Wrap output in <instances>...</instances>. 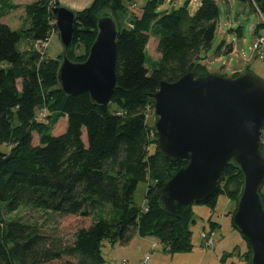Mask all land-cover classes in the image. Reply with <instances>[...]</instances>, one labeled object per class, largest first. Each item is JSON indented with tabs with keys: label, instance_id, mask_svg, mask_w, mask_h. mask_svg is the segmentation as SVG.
Listing matches in <instances>:
<instances>
[{
	"label": "trees",
	"instance_id": "16d2710c",
	"mask_svg": "<svg viewBox=\"0 0 264 264\" xmlns=\"http://www.w3.org/2000/svg\"><path fill=\"white\" fill-rule=\"evenodd\" d=\"M164 1L147 0L140 15L129 13L130 0H93L76 12L68 53L74 61L87 59L103 14L109 12L116 20L120 11L131 16L130 28L118 24L117 87L105 106L95 104L87 92L76 96L63 92L57 78L63 55L49 58L46 49L34 45L19 49L23 41L48 42L53 32L58 33L51 12L58 2L26 4L27 26L13 29L0 22V264H105V242L126 244L136 235L158 239L169 253L192 250V208L175 218L159 202L163 183L186 163L158 152L149 116L161 82H174L187 73H210L201 52L215 39L219 6L216 0H200L191 15L189 1L172 11L161 9ZM241 1L264 16V0ZM20 7L15 0H0V19ZM151 36L158 38L161 56L149 68ZM60 117H66L67 127L54 134ZM2 145L9 150L3 152ZM141 182L148 183L143 207L134 200ZM242 185L239 168L226 165L217 190L202 204L214 210L223 194L236 202ZM261 197L264 204L263 189ZM24 206L98 217L66 241L43 233L36 223L5 217ZM105 207L110 208L108 216ZM215 226L211 222V231ZM235 254L237 247L221 260ZM245 255L248 260L249 249Z\"/></svg>",
	"mask_w": 264,
	"mask_h": 264
},
{
	"label": "water",
	"instance_id": "95a60500",
	"mask_svg": "<svg viewBox=\"0 0 264 264\" xmlns=\"http://www.w3.org/2000/svg\"><path fill=\"white\" fill-rule=\"evenodd\" d=\"M51 12L64 51L58 83L68 96L87 92L100 106L109 104L117 87L119 26L109 12L98 20V33L84 61L68 56L74 41L76 12L53 5ZM157 150L185 162L161 187L159 202L172 217L182 218L194 204L210 198L224 166L239 168L243 185L232 224L250 251L249 264H264V80L253 71L238 77L187 73L163 81L154 94Z\"/></svg>",
	"mask_w": 264,
	"mask_h": 264
},
{
	"label": "rangeland",
	"instance_id": "374dc122",
	"mask_svg": "<svg viewBox=\"0 0 264 264\" xmlns=\"http://www.w3.org/2000/svg\"><path fill=\"white\" fill-rule=\"evenodd\" d=\"M146 1L130 0L129 13L140 15L142 6ZM187 1L190 2L188 7L189 12L191 15H194L200 4V0H165L163 5H161V9L172 11L183 6ZM216 2L219 6L217 32L211 48L201 52V56L203 57L202 63L206 65L208 71L213 73L221 72V74L227 77L233 75L234 70L237 69V65L241 64V73H243L247 70L245 66L250 64V71H253L264 80V58H261L258 51L254 49V43L259 41L261 37H264V26L260 25L264 23V16L255 11L249 3L241 0H216ZM24 4L25 1L11 15L0 19V22L9 23L13 29H17L20 25L21 27L27 26V21H23L24 15H26L23 7L25 6ZM129 13L125 11L117 13V22L122 29L131 27V16ZM35 44L23 41L19 44V49L31 48ZM157 45L158 38L151 36L147 47L149 56L147 66L149 68L152 65L151 63L161 56L157 50ZM229 45L232 46V51L228 49ZM41 49L42 51L46 49V56L49 58L63 55L64 48L59 34L53 32V35L47 42V47H42ZM260 50L264 54V41L261 42ZM78 52H83V49ZM110 107L114 109L116 105L111 103ZM156 120L157 117L152 112L149 116V123L154 125ZM66 127V117H60L54 126L53 132L54 134H60L65 131ZM84 139L86 140L85 134ZM34 144H38L37 134H34ZM1 150L7 152L9 148L6 145H2ZM147 187L148 183L141 182L136 190L134 200L140 207H143L146 203L145 194ZM109 209V207H105L104 216L109 215ZM191 210L194 220V223L190 225V230L192 231V250L169 253L165 250L164 245L154 238L153 241L157 245L153 249L151 248L153 241L145 245L149 247V250L145 248H143V251L139 248L135 250L137 244L131 246L133 247V250L130 252L132 255L127 264H218V262L222 264H249V259L247 260L245 255L248 251V246L239 231L232 224V214L236 210V202L223 194L219 196L214 210L202 203L194 204ZM5 217L8 219L19 218L24 222L36 223L43 233L59 235L66 241H70L78 229L89 227L98 216L96 214L90 217L61 215L24 206L14 212L6 213ZM211 222H217L221 227L216 231L214 229V244L208 247L202 238V234L211 231ZM235 247H237L238 255L235 254L222 261L221 257L225 253L233 251ZM115 248L116 246L108 242L103 244L102 251L107 264H121L122 257L115 251ZM146 256H149L147 261H145ZM51 264H59V262L56 261Z\"/></svg>",
	"mask_w": 264,
	"mask_h": 264
},
{
	"label": "crops",
	"instance_id": "0c3cea01",
	"mask_svg": "<svg viewBox=\"0 0 264 264\" xmlns=\"http://www.w3.org/2000/svg\"><path fill=\"white\" fill-rule=\"evenodd\" d=\"M24 1H25L24 5H26L28 3L35 2L38 0H15V3H18L22 6V2H24ZM52 1H53V3L58 2L59 3L58 6H65L69 9L73 10L74 12H78V11H81L84 8L88 7L92 3L93 0H52ZM11 14H12V12L10 14H8L7 16H9ZM23 21H27L26 15H24ZM7 24H9V23H7ZM18 28H21V25ZM253 29H255V28L253 27ZM244 66H245V64H244ZM241 67H242L241 64L237 65V69L234 70V72H240L241 73V70H242ZM245 67H247V69H251L250 64H247ZM209 72L213 73L211 71H209ZM216 73H221V72H216ZM213 223L216 224L215 231L221 227V225L219 223H217V222H213ZM153 239H154V237H142V236L136 235L132 238V240L130 242H128L126 244H121V243L114 244V246H116L115 251L121 255L122 259H126L127 262H129V260L131 259V255H132L130 252L133 250V247H131V246L137 244L135 247V250H138V248L141 249L142 251H143V248H145L146 250H149V247L145 246V245L148 244V242H152ZM156 245H157V243L153 241L151 248L153 249L154 247H156ZM105 264H107V263H105ZM218 264H222V263L218 262Z\"/></svg>",
	"mask_w": 264,
	"mask_h": 264
},
{
	"label": "built area",
	"instance_id": "2783aa9c",
	"mask_svg": "<svg viewBox=\"0 0 264 264\" xmlns=\"http://www.w3.org/2000/svg\"><path fill=\"white\" fill-rule=\"evenodd\" d=\"M263 41H264V37H261L259 41H257V42L254 43V49L258 51V53L260 54V57L261 58H264V54L260 50L261 42H263ZM35 47H37L39 49H41L42 47L43 48L44 47H47V42H40V41H38L35 44ZM260 147H261V149L264 150V130H262L261 137H260ZM212 232L213 231H210L209 233L204 232L202 234V238L205 240V244L208 247H211L214 244V232L213 233ZM147 259H149V256H147V258L145 259V261H147ZM121 264H127V260L126 259H122Z\"/></svg>",
	"mask_w": 264,
	"mask_h": 264
}]
</instances>
